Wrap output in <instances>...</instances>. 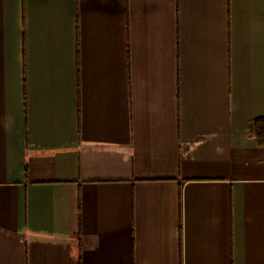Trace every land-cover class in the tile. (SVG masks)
Listing matches in <instances>:
<instances>
[{
	"label": "crops",
	"instance_id": "1",
	"mask_svg": "<svg viewBox=\"0 0 264 264\" xmlns=\"http://www.w3.org/2000/svg\"><path fill=\"white\" fill-rule=\"evenodd\" d=\"M264 0H0V264H264Z\"/></svg>",
	"mask_w": 264,
	"mask_h": 264
},
{
	"label": "trees",
	"instance_id": "2",
	"mask_svg": "<svg viewBox=\"0 0 264 264\" xmlns=\"http://www.w3.org/2000/svg\"><path fill=\"white\" fill-rule=\"evenodd\" d=\"M250 130L257 137L258 142L264 145V117L256 119L250 125Z\"/></svg>",
	"mask_w": 264,
	"mask_h": 264
}]
</instances>
